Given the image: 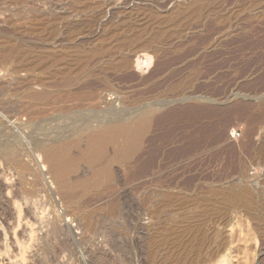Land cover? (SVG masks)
Masks as SVG:
<instances>
[{
    "label": "rangeland",
    "instance_id": "374dc122",
    "mask_svg": "<svg viewBox=\"0 0 264 264\" xmlns=\"http://www.w3.org/2000/svg\"><path fill=\"white\" fill-rule=\"evenodd\" d=\"M101 1L0 0V264H264V129L241 118L264 77L240 48L264 41V0ZM157 101L135 158H81L93 127ZM54 139L77 158L67 188L39 161Z\"/></svg>",
    "mask_w": 264,
    "mask_h": 264
},
{
    "label": "bare ground",
    "instance_id": "6f19581e",
    "mask_svg": "<svg viewBox=\"0 0 264 264\" xmlns=\"http://www.w3.org/2000/svg\"><path fill=\"white\" fill-rule=\"evenodd\" d=\"M103 1V0H102ZM101 1V2H102ZM112 0H107V3L111 2ZM116 2V0H114ZM113 1V2H114ZM118 1V0H117ZM123 1V0H122ZM138 1V0H137ZM168 1V0H167ZM238 1V0H237ZM242 1V0H241ZM105 2V1H104ZM135 2V1H134ZM203 2V1H202ZM236 1L234 0V3ZM239 2V1H238ZM94 3V2H93ZM106 3V2H105ZM133 3V2H132ZM199 3V2H198ZM197 3V4H198ZM233 3L232 0H219V1H215L214 2H208V3H200V4H196L195 8H194V12H202L204 9H209L210 11H213L215 13H217L219 11V13L221 14V12H226V10L228 9L229 5ZM111 4V3H110ZM163 4V3H162ZM161 4V5H162ZM167 4V3H166ZM193 4H195L193 2ZM48 5V4H46ZM115 5V3H113V6ZM191 5V4H190ZM189 5V8H190ZM232 5V4H231ZM230 5V7H232ZM110 6V5H109ZM108 6V7H109ZM192 6V5H191ZM46 7V6H45ZM188 7V6H187ZM48 8V6H47ZM51 10L52 8L49 7ZM101 8V7H100ZM193 9V8H192ZM54 10V9H52ZM98 10V9H97ZM172 11V10H171ZM179 11V10H178ZM177 11V13H178ZM184 11V10H183ZM217 11V12H216ZM224 12V14H225ZM193 12L191 11L192 14ZM42 14V13H41ZM173 14V13H172ZM219 14V15H220ZM43 15V14H42ZM176 15V14H175ZM215 16L218 14H214ZM46 16V15H45ZM188 16V15H187ZM44 17V16H43ZM50 17V16H49ZM48 17V18H49ZM211 17V16H210ZM52 18V17H50ZM169 18V17H168ZM173 19V18H172ZM185 19V18H184ZM220 19V18H219ZM174 20V19H173ZM172 20V21H173ZM218 20V19H217ZM181 21V20H180ZM197 21V20H196ZM217 22V21H216ZM179 23V22H178ZM184 23V22H183ZM187 23V22H186ZM264 23V22H263ZM190 24V22H189ZM193 25V24H191ZM76 26V25H75ZM188 26V25H187ZM97 27V26H96ZM223 28V27H221ZM262 29V28H261ZM264 29V27H263ZM249 35V34H248ZM263 35V34H262ZM264 36V35H263ZM246 38V37H244ZM243 38V39H244ZM169 42V41H168ZM187 42V41H186ZM201 42V41H200ZM204 43V42H203ZM209 43V42H208ZM217 43L216 42H212L211 45H215ZM199 46V45H198ZM160 47V46H159ZM158 47V48H159ZM162 47V46H161ZM167 47V46H164ZM162 47V48H164ZM161 48V49H162ZM241 48V52L243 55H250V57L252 58V60L254 61L252 64L250 63V67H249V71H258L261 70L262 71V78L264 77V41H249V42H244L242 44ZM196 47L190 48L189 50H187L185 53L186 57H188L187 55L191 54L194 55L193 53L196 51ZM210 49V48H209ZM138 50V49H137ZM140 50V49H139ZM177 50V49H175ZM186 50V49H185ZM168 51V50H167ZM176 52V51H173ZM198 52V51H197ZM196 52V53H197ZM224 52V51H223ZM226 52V51H225ZM184 53H182V55L180 57H183L185 55H183ZM232 53V52H231ZM239 53V52H238ZM133 54V53H132ZM172 54V53H171ZM177 54V53H176ZM228 54V53H227ZM239 55V54H238ZM175 57L178 56L174 55ZM161 57V56H160ZM174 57V58H175ZM219 57V56H218ZM169 58V57H168ZM233 58V57H232ZM172 59V58H171ZM183 59V58H182ZM184 60V59H183ZM234 60V59H232ZM240 60V59H239ZM168 61V59H167ZM166 61V62H167ZM251 61V60H250ZM126 62V61H125ZM124 62V63H125ZM175 62V61H174ZM249 62V61H248ZM127 63V62H126ZM125 63V64H126ZM169 63V62H168ZM167 63V64H168ZM176 64H178V62H175ZM223 63V61L220 63L219 67L221 66V64ZM227 63V62H225ZM243 64V61L241 62ZM123 64V65H125ZM173 64V62L171 63ZM224 64V63H223ZM222 64V65H223ZM248 64V63H247ZM175 65V64H173ZM226 65V64H225ZM122 66V65H121ZM172 66V65H171ZM233 66V65H232ZM235 66V65H234ZM225 67V66H224ZM169 68V67H167ZM165 69V68H164ZM163 69V70H164ZM172 69V68H171ZM236 69V68H234ZM232 69V70H234ZM162 70V71H163ZM167 70V69H165ZM245 70V68H244ZM243 71V70H242ZM241 71V72H242ZM201 72V71H200ZM199 72V73H200ZM244 72V71H243ZM162 73V72H161ZM174 73V72H172ZM177 73V72H176ZM199 73L197 72V74L199 75ZM202 73V72H201ZM197 74H195L197 76ZM253 74V73H252ZM172 75V74H171ZM170 75V76H171ZM175 75V74H174ZM156 76V75H155ZM195 76V77H196ZM261 76V74H260ZM169 77V76H168ZM165 78L166 79H168ZM205 77V76H204ZM259 77V75H258ZM201 78V77H200ZM206 78V77H205ZM262 78H260L262 80ZM194 79V78H193ZM191 79V80H193ZM195 80V79H194ZM260 80V82H261ZM190 82V80H189ZM192 82V81H191ZM259 82V84H260ZM264 84V82H262ZM156 85V84H155ZM176 86V85H175ZM157 87V86H156ZM173 87V86H172ZM264 88V86H261ZM174 89V88H173ZM236 89V88H235ZM259 90V89H258ZM261 90V89H260ZM264 90V89H263ZM46 91V90H45ZM45 91H31L29 92V98L30 99H42L46 96V92ZM168 90H166L167 92ZM203 91V90H199L198 92ZM222 91V90H221ZM227 92V90H226ZM259 92V91H258ZM262 92V91H261ZM163 93V92H161ZM191 93V92H190ZM196 93V92H195ZM207 93V92H205ZM170 94V93H169ZM178 94V93H177ZM193 94V93H192ZM200 94V93H199ZM207 95V94H206ZM236 95V93H235ZM165 96V95H164ZM170 96V95H169ZM202 96V95H201ZM174 97V96H173ZM227 97V96H226ZM172 98V97H170ZM199 98V97H198ZM203 99V97H200ZM199 98V99H200ZM205 98V97H204ZM207 98V96H206ZM161 99V98H160ZM198 99V100H199ZM156 100V99H155ZM165 100V99H164ZM38 101V100H37ZM143 101V100H142ZM141 101V102H142ZM161 100H159L160 102ZM139 102V101H138ZM163 102V100L161 101ZM201 102V101H200ZM203 102V101H202ZM137 103V101H136ZM135 103V104H136ZM160 104V103H159ZM158 101L153 104V105H148V106H144V107H140L141 109L138 108V110H136L135 112L131 113L130 115L124 116V117H120V118H115L112 122L109 123H105V124H99L96 127H93L92 130H90L86 135H85V145L80 153L81 158L89 164H92L93 162L97 161L98 159H100L106 152L107 147L109 145L113 146L114 151L116 152V154L118 155V159L119 160H128L130 158H132L134 155L137 154V152H139L141 145L144 141V138L147 134L150 133L151 129L153 131V127L158 125L155 124V121L153 120L152 115L155 114L156 110L158 109V107L155 105H159ZM206 104V103H205ZM245 105V104H243ZM191 106V105H190ZM249 106V104H248ZM259 106V105H258ZM196 107V106H195ZM202 107V106H200ZM206 106H204L205 108ZM244 107V106H243ZM240 107V108H243ZM250 107V106H249ZM190 108V107H189ZM188 107L185 108V110L189 109ZM192 110L194 107H191ZM190 108V109H191ZM199 108V106H198ZM246 108V107H245ZM261 108V107H260ZM208 109V107L206 109H204L205 111ZM262 109V108H261ZM259 111V107H258V112L256 113H248L249 111H247L246 113H243L241 116L242 119L245 117H248L251 119V117H254L256 122L254 124V128L252 131L251 128V133L252 134H256L257 132L260 133L262 131H258L259 129L263 130L264 129V107L263 110ZM130 110V109H129ZM161 110V109H160ZM158 110V111H160ZM203 110V111H204ZM248 110V109H244ZM251 110V108H250ZM257 110V109H256ZM199 111V110H197ZM241 111V109H240ZM110 112V110H109ZM183 112V111H182ZM181 112V113H182ZM185 112V111H184ZM189 112V111H188ZM200 112V111H199ZM202 112V111H201ZM243 112V111H242ZM194 113V112H193ZM128 114V113H127ZM203 115V114H202ZM210 115V114H209ZM240 115V112H239ZM157 116V114H156ZM185 116V115H184ZM205 115H203L204 117ZM162 117V115H161ZM201 117V116H200ZM158 118V117H157ZM156 118V119H157ZM191 118V117H190ZM182 119L179 120V122H181V128H185L186 130L185 132V136L183 138V140L181 142H183V146L182 147H188L189 142L192 140H187L188 138L192 137V133H195V131H197L198 125L197 122L199 123V121L194 122V120L191 119ZM194 118V116H193ZM159 119V118H158ZM197 119V118H196ZM240 119V118H239ZM244 119V120H245ZM249 119V120H250ZM248 120V119H246ZM254 120V119H251ZM254 120V121H255ZM110 121V120H109ZM254 121H250L251 125ZM201 124V123H200ZM199 124V125H200ZM197 125V126H196ZM250 125V124H249ZM197 127V128H196ZM204 127V126H203ZM253 127V126H252ZM158 129V127H156ZM196 128V129H194ZM202 128V127H201ZM247 128V127H246ZM157 129L155 131H157ZM206 129V128H205ZM195 130V131H194ZM250 130V129H249ZM154 131V132H155ZM182 132V131H181ZM206 132V131H205ZM204 132V133H205ZM207 133V132H206ZM257 133V134H258ZM152 134V133H151ZM187 134V135H186ZM256 134V136H257ZM263 134V132H262ZM261 134V135H262ZM255 136V137H256ZM148 137V136H147ZM251 137V136H250ZM258 137V136H257ZM150 138V137H149ZM145 138V142H146ZM264 138L261 139V141L263 142ZM48 141V140H47ZM188 141V142H186ZM253 141V140H252ZM248 142V141H247ZM255 142V141H254ZM200 143V142H199ZM198 143V144H199ZM43 144V143H42ZM40 144L37 145V150L39 151V153L41 154V156L39 155V157H41L40 163L41 165L43 164V166H45L47 168L48 174L51 175V178L53 179V181L55 182V184H57L60 187H69V179H68V174L70 171H73L76 167V159L74 156H72V154H70V145L71 143L69 141H64V140H53V141H48L45 144ZM198 144H195V146H200ZM253 144V142H252ZM204 145V144H203ZM249 145V144H248ZM261 145V144H260ZM244 146V145H243ZM246 146V145H245ZM250 146V145H249ZM247 147V146H246ZM244 149V148H243ZM245 150V149H244ZM243 150V151H244ZM242 151V152H243ZM251 152H253V154H257V156H263L264 155V147L262 146H258L255 147V144L252 145L251 148ZM140 153H142V151H140ZM181 153V152H180ZM139 155V156H138ZM138 157H140V154L138 153ZM142 155V154H141ZM136 156H134L135 158ZM244 157V156H243ZM133 159V158H132ZM235 161V160H234ZM130 162V161H129ZM258 162V161H257ZM190 164V163H189ZM258 164V163H257ZM232 165V164H231ZM264 165V164H263ZM44 169V168H43ZM101 171H98V174H100ZM263 178V177H262ZM264 181V180H263ZM78 184H82V181ZM263 192V191H262ZM264 193V192H263ZM234 199V201L236 202V204H240L241 202H243L244 199H251V194L247 189H240L237 190L234 195H232ZM264 196V195H263ZM253 200V199H252ZM55 229V228H54Z\"/></svg>",
    "mask_w": 264,
    "mask_h": 264
}]
</instances>
